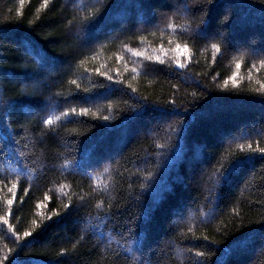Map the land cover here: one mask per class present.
I'll list each match as a JSON object with an SVG mask.
<instances>
[{
  "label": "trees",
  "instance_id": "1",
  "mask_svg": "<svg viewBox=\"0 0 264 264\" xmlns=\"http://www.w3.org/2000/svg\"><path fill=\"white\" fill-rule=\"evenodd\" d=\"M42 3L0 0L3 264H264V0Z\"/></svg>",
  "mask_w": 264,
  "mask_h": 264
},
{
  "label": "snow or ice",
  "instance_id": "2",
  "mask_svg": "<svg viewBox=\"0 0 264 264\" xmlns=\"http://www.w3.org/2000/svg\"><path fill=\"white\" fill-rule=\"evenodd\" d=\"M21 3H23V0H21ZM50 3V0H43V3L41 5L42 8H46L48 6V4ZM169 27H172L171 25ZM179 47V46H178ZM213 49H215L216 52H219L220 49L216 46V45H212ZM134 56H140V55H143V53H140V52H133L132 53ZM149 59H151V57H149ZM161 63H163V61H160ZM240 63L237 62L235 67L236 69L238 70L240 68ZM262 67H264V62H262L261 64ZM133 71H135V69H133ZM235 77V73L233 74V79ZM261 89L264 90V85L261 86ZM86 111V110H85ZM73 112H75V109H73ZM69 115V113L65 112L63 113V116H67ZM62 117L61 116H52V117H49L46 121H45V125H53L54 123H56L57 121H59ZM105 120H108L109 117H104ZM241 149H243V145H240ZM249 148H251V145H248ZM261 152H264V149H260ZM17 187V185L15 183L12 184V186L10 188H8V191L9 192H13V189H15ZM63 188V186H62ZM62 190V189H61ZM13 196H15V193L13 192ZM47 198V197H46ZM8 205L10 206L12 203H13V200H8L7 201ZM69 205H65V207H68ZM100 205L98 204L97 207H99ZM0 221H3V223L7 224L8 221L6 219H4V217H0ZM33 223L35 224L36 222L33 221ZM13 235H16L15 232H13ZM25 237H28V236H31L32 233L31 232H24L23 234ZM17 239H19V237H17ZM197 256H200L202 255L201 253H196ZM6 259V257H5ZM0 264H3V259H0Z\"/></svg>",
  "mask_w": 264,
  "mask_h": 264
}]
</instances>
